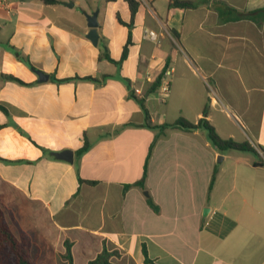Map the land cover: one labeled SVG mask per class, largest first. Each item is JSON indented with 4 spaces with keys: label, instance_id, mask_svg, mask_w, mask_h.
I'll return each instance as SVG.
<instances>
[{
    "label": "crops",
    "instance_id": "crops-1",
    "mask_svg": "<svg viewBox=\"0 0 264 264\" xmlns=\"http://www.w3.org/2000/svg\"><path fill=\"white\" fill-rule=\"evenodd\" d=\"M0 1V207L37 264L104 247L110 264H264V0H138L134 17L126 0ZM129 32L121 64L99 58L119 61ZM180 118L256 153L156 127ZM65 150L73 162L53 156Z\"/></svg>",
    "mask_w": 264,
    "mask_h": 264
},
{
    "label": "trees",
    "instance_id": "trees-1",
    "mask_svg": "<svg viewBox=\"0 0 264 264\" xmlns=\"http://www.w3.org/2000/svg\"><path fill=\"white\" fill-rule=\"evenodd\" d=\"M41 1L44 4H48V5L60 3V1L58 0H41ZM126 1L129 4L131 15L132 17H134V15L136 14L139 8L140 2L138 0H126ZM168 7L177 8V9H191V8H195L196 4L191 0H170ZM130 43H131V33L129 32L127 43L123 49L122 57L119 61L112 59L107 50L101 53L99 58L106 59L115 65H119L127 58L128 48ZM15 53L22 62L28 65L32 70H35V68L32 66V64L29 62L28 59L21 56L17 51H15ZM5 78L17 81L19 83H23L19 79L13 76H5ZM52 78L57 82H64L73 79L86 80V81H99L98 79L93 77L69 78L64 80H57L54 77ZM160 83H161V77L158 78L157 82L153 86V89L158 87ZM140 102L142 107L145 108L144 101L140 100ZM156 127H159L161 130L171 128V129H179L188 132L195 131L197 129H202L207 134V138L209 139L211 144L217 149V151L221 153L227 151H241V152H250L254 154L256 153V150L250 145L249 142H236L233 139L222 138L217 133L214 126L206 118H201L196 124L191 123L183 118H180L174 123L163 124L161 126H156ZM88 149H89V143L86 142L85 145L80 150L77 151V155L78 156L82 155ZM146 173H147V165H145L144 175L142 180L137 182L136 185L143 186ZM79 182L83 183L85 181L79 179ZM214 182H215V174L211 179L209 189L212 188ZM87 183L92 185L95 184V182L92 181H87ZM128 187L129 186H127L126 189ZM148 204L155 212L159 211L158 206H156L151 199H148ZM31 246H32L31 239L26 233L22 232L19 236H16L12 232L11 228L9 227L6 214L4 210L0 207V264H37L35 259H33L30 255ZM143 252L147 257L146 250L144 248H143ZM66 257L68 258L69 262L72 263L71 246L69 244H67ZM109 257L110 254L107 252L106 247H104L103 252L99 254L95 259L89 261L87 264H110Z\"/></svg>",
    "mask_w": 264,
    "mask_h": 264
},
{
    "label": "water",
    "instance_id": "water-1",
    "mask_svg": "<svg viewBox=\"0 0 264 264\" xmlns=\"http://www.w3.org/2000/svg\"><path fill=\"white\" fill-rule=\"evenodd\" d=\"M98 13H99V10L97 9L94 12H92L91 14L85 15L86 20H87V25L89 28L87 38L91 41V43L94 46H97L98 42H99V33H98V25L99 24H98V20H97ZM34 71L38 75L39 81L42 82V81L48 80L49 76L47 74H44L43 72L38 71V70H34ZM53 156L57 159L65 160V161L70 162V163L73 162V157H74L73 152L70 150H65V151H62L59 153H53Z\"/></svg>",
    "mask_w": 264,
    "mask_h": 264
},
{
    "label": "built area",
    "instance_id": "built-area-1",
    "mask_svg": "<svg viewBox=\"0 0 264 264\" xmlns=\"http://www.w3.org/2000/svg\"><path fill=\"white\" fill-rule=\"evenodd\" d=\"M0 5H3V1H0ZM148 36H150L151 38H154V33H150ZM171 72L172 71L170 69V70L166 71L164 74L166 76H170L171 75ZM161 90H162L164 96H166L168 94V92H169V82L162 81V83H161Z\"/></svg>",
    "mask_w": 264,
    "mask_h": 264
}]
</instances>
